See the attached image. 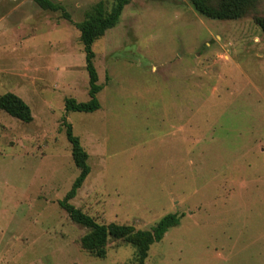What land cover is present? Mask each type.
<instances>
[{"label": "rangeland", "instance_id": "rangeland-1", "mask_svg": "<svg viewBox=\"0 0 264 264\" xmlns=\"http://www.w3.org/2000/svg\"><path fill=\"white\" fill-rule=\"evenodd\" d=\"M53 1L70 19L0 0V95L17 94L33 114L24 122L0 109V264H139L122 239L108 240L105 257L84 249L89 229L59 205L79 174L64 118L91 168L75 206L137 229L183 214L146 264H264V33L254 14L214 19L189 0H129L92 45L100 108L66 112V98H90L76 23L100 0Z\"/></svg>", "mask_w": 264, "mask_h": 264}, {"label": "trees", "instance_id": "trees-1", "mask_svg": "<svg viewBox=\"0 0 264 264\" xmlns=\"http://www.w3.org/2000/svg\"><path fill=\"white\" fill-rule=\"evenodd\" d=\"M40 7L49 10H62L65 17L70 19V15L64 9V6L53 0H35ZM194 9L200 14L214 19H237L254 14L256 23L264 33V16L257 13V7L263 0H189ZM111 5L108 8L107 3ZM129 0H100L86 11L82 21L76 23L80 31V39L84 47L86 68L89 75V95L87 101H78L73 97L65 99V110L93 112L100 108L101 103L98 93L102 89L99 83V76L94 64L95 52L92 45L94 41L105 34V32L114 27ZM0 109L9 115L30 122L33 114L26 101L13 92H6L0 95ZM66 126V135L72 146V159L79 169V174L74 179L71 188L65 196L59 200V205L63 207L70 218L89 229L81 237V245L84 249L94 253L97 257H105L107 254V242L110 238L122 239L136 248V256L139 264H146L151 245L154 242L161 241L165 234L173 226L180 223L183 214L170 212L162 216L149 229H137L131 224H119L116 222L99 223L96 219L84 212L81 208L75 206L73 199L83 185L85 179L90 173L88 164V153L84 149L80 139L73 132L72 125L64 118Z\"/></svg>", "mask_w": 264, "mask_h": 264}]
</instances>
